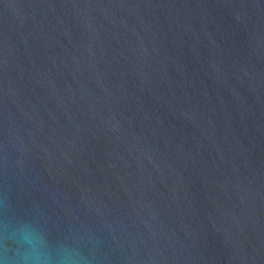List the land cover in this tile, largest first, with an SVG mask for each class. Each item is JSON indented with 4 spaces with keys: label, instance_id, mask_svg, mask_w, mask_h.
Here are the masks:
<instances>
[{
    "label": "water",
    "instance_id": "1",
    "mask_svg": "<svg viewBox=\"0 0 264 264\" xmlns=\"http://www.w3.org/2000/svg\"><path fill=\"white\" fill-rule=\"evenodd\" d=\"M23 222L80 264H264V0H0V264Z\"/></svg>",
    "mask_w": 264,
    "mask_h": 264
},
{
    "label": "clouds",
    "instance_id": "2",
    "mask_svg": "<svg viewBox=\"0 0 264 264\" xmlns=\"http://www.w3.org/2000/svg\"><path fill=\"white\" fill-rule=\"evenodd\" d=\"M80 251L53 244L38 224L23 222L5 232L4 264H80Z\"/></svg>",
    "mask_w": 264,
    "mask_h": 264
}]
</instances>
